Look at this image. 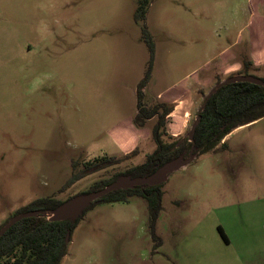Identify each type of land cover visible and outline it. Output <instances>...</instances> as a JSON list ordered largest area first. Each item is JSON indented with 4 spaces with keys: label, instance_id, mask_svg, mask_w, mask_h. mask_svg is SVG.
Returning a JSON list of instances; mask_svg holds the SVG:
<instances>
[{
    "label": "rangeland",
    "instance_id": "1",
    "mask_svg": "<svg viewBox=\"0 0 264 264\" xmlns=\"http://www.w3.org/2000/svg\"><path fill=\"white\" fill-rule=\"evenodd\" d=\"M139 1L0 0V226L36 200L66 202L152 154L146 140L116 169L63 189L73 162L81 171L101 157H126L113 132L134 126L150 59L144 27L156 51L147 104L192 86L195 75L208 79L194 90L183 135L202 106L197 92L216 86L219 54L233 44L234 53L245 50L249 0H148L146 20L136 21ZM224 143L163 184L160 242L144 199L102 204L80 221L62 264H264V119Z\"/></svg>",
    "mask_w": 264,
    "mask_h": 264
},
{
    "label": "trees",
    "instance_id": "2",
    "mask_svg": "<svg viewBox=\"0 0 264 264\" xmlns=\"http://www.w3.org/2000/svg\"><path fill=\"white\" fill-rule=\"evenodd\" d=\"M148 5V0L139 1L135 15L136 21L146 20ZM142 39L149 49L150 59L145 76L138 85L137 114L133 118V124L136 128L142 129L146 128L150 121L156 120L149 137L155 150L148 155L143 164L129 166L121 172L114 173L111 177L97 181L88 191L80 195L101 191L124 177L131 179L149 177L160 167L179 157L188 159L193 144L195 147L194 160H198L203 155L213 152L220 145L225 146V139L235 130L264 119V87L250 83L225 84L216 91L207 92L201 89L197 92L203 102L197 114V127L193 142L189 140L188 134L178 137L171 136L168 125L175 111V105L164 100L153 104L146 102V90L153 78L156 51L153 38L146 27L143 29ZM241 64L242 68L238 72L217 77L215 85L236 76H253L264 82V74L260 77L255 76L257 72L264 73V66L256 67L250 57H244ZM138 151L139 148L135 149L123 159L98 158L87 163L81 171L77 169L78 163L73 162V174L63 189L72 188L88 176L116 169L124 160L137 155ZM162 188L163 184L156 187L145 185L114 191L92 203L76 221L51 222L43 216L23 219L0 237V264H62L64 258L68 256L73 232L87 211L102 204L127 203L134 197L142 198L148 203L152 239L160 242L156 235V223L162 211L164 196ZM64 202L52 197L39 199L19 209L16 215L30 211H52ZM8 222L9 220L0 226V230ZM218 230L224 241L229 243L222 227Z\"/></svg>",
    "mask_w": 264,
    "mask_h": 264
},
{
    "label": "crops",
    "instance_id": "3",
    "mask_svg": "<svg viewBox=\"0 0 264 264\" xmlns=\"http://www.w3.org/2000/svg\"><path fill=\"white\" fill-rule=\"evenodd\" d=\"M249 2L252 8V21L246 26L248 35L245 50L244 52L234 53L232 48H234L236 44L223 50L218 56L220 65L219 73L216 78L221 75L228 76L238 72L242 68L241 60L244 57H250L256 67L264 66V14L259 13V9L264 7V0H249ZM260 10L264 12V9ZM207 80L208 79L199 77V75H195L194 84L192 86H186L185 84L183 86L178 85L158 94L157 100L164 99L175 105V111L171 115L168 125V131L171 136H182L187 131L191 122L193 108V103L190 99L196 87L201 86L202 83ZM123 125V123L117 125V128L113 132V139L117 148L123 154L131 153L139 148L142 142L150 139L151 130L147 127L139 129L131 125L128 132H126L122 129Z\"/></svg>",
    "mask_w": 264,
    "mask_h": 264
},
{
    "label": "water",
    "instance_id": "4",
    "mask_svg": "<svg viewBox=\"0 0 264 264\" xmlns=\"http://www.w3.org/2000/svg\"><path fill=\"white\" fill-rule=\"evenodd\" d=\"M234 83H250L253 85L264 87V82L257 77L236 76V77H231L230 79L225 80L219 85H216L212 91H216L222 88L225 84H234ZM205 106H206V103L204 107ZM196 120L193 124L192 130L188 133V137L191 142L194 141L195 130L197 127ZM194 148L195 147L193 144L188 159L179 157L178 159L163 165L154 174H152L149 177L136 178V179L124 177V178H121L113 182L112 184H110L109 186H107L105 189L101 191L76 196L64 202L62 205H60L55 210L30 211L27 213L16 215L12 219H10L9 222L0 230V237L3 236L12 226H14L16 223L20 222L23 219L43 216V217H46L51 222H64L68 220L76 221L83 215V213L91 206L92 203H94L99 198L106 196L114 191L133 189L135 187H140V186H145V185L150 186V187H156V186L162 185L168 181L169 177L173 173L178 172L182 168H185L188 165H190V163L194 160V156H193Z\"/></svg>",
    "mask_w": 264,
    "mask_h": 264
}]
</instances>
